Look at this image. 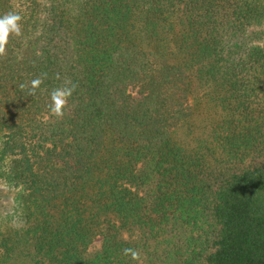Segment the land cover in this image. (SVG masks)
Returning a JSON list of instances; mask_svg holds the SVG:
<instances>
[{"label":"trees","instance_id":"trees-1","mask_svg":"<svg viewBox=\"0 0 264 264\" xmlns=\"http://www.w3.org/2000/svg\"><path fill=\"white\" fill-rule=\"evenodd\" d=\"M10 11L0 264H264V0H0Z\"/></svg>","mask_w":264,"mask_h":264},{"label":"clouds","instance_id":"clouds-1","mask_svg":"<svg viewBox=\"0 0 264 264\" xmlns=\"http://www.w3.org/2000/svg\"><path fill=\"white\" fill-rule=\"evenodd\" d=\"M22 16L16 12H8L0 15V56H3L6 52L7 45L12 37L22 36ZM46 76V74H45ZM43 83L41 78L33 79L30 82L29 95H35L36 90ZM21 89H24L26 85L21 84ZM77 85L67 81L64 86L53 89L50 93L49 110L57 118L64 116V108L71 98L73 92L76 90ZM125 255H131L133 259L138 258V252L131 248L124 249Z\"/></svg>","mask_w":264,"mask_h":264},{"label":"rangeland","instance_id":"rangeland-1","mask_svg":"<svg viewBox=\"0 0 264 264\" xmlns=\"http://www.w3.org/2000/svg\"><path fill=\"white\" fill-rule=\"evenodd\" d=\"M97 244H98V243H97V242H95L94 246H97Z\"/></svg>","mask_w":264,"mask_h":264}]
</instances>
